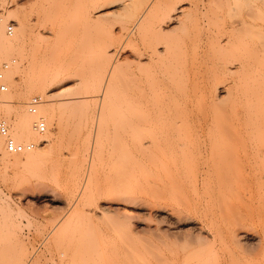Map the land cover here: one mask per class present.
<instances>
[{"label":"rangeland","instance_id":"obj_1","mask_svg":"<svg viewBox=\"0 0 264 264\" xmlns=\"http://www.w3.org/2000/svg\"><path fill=\"white\" fill-rule=\"evenodd\" d=\"M136 1L127 11L121 9V0L116 1L103 9L113 14L99 18V0H0V24L8 39L16 33L21 18L29 22L24 43L4 48V53L0 50V71L3 63H9V73L3 72L2 81L7 91L12 82L9 119L0 116L7 120L8 129L22 109L31 117L26 103L32 97L40 98L39 92L27 93L24 86L65 65L83 72L82 80L72 77L47 89V97L40 99L44 109H50L53 102L56 110L55 105L71 97L70 93L82 96L81 102L59 110V125L48 126L43 120L46 129L42 134L55 137L52 145L41 142L43 135L36 133V139L27 142L41 148L43 154L37 161L10 166L0 161V264H264V157L256 155L257 149L251 147L243 130L236 134L238 155L229 162L216 163L202 153L192 155L197 157L182 167L162 157L152 164L136 160L131 145L132 77L141 75L143 82L150 74L160 81L161 76H170L169 80L163 77L161 85L169 83L155 96L164 108L152 112L146 127L145 142H154L152 151L155 147L164 150L179 137L167 130L175 122L174 114L189 124L191 148L212 142L207 131L196 129L192 121L200 112L195 102L197 89L213 78L218 59L225 53L208 40L218 24L215 14L225 15L218 8L224 0H183L186 9L198 6L196 15L191 13L196 20L163 33L160 40H166V46L169 43L170 51L159 60L164 63L172 56L174 60L145 62L149 68L137 63L135 48L140 43L126 24L128 15H137L150 0ZM8 22L14 27L11 36L5 33ZM102 26L117 37L111 47L117 67L107 94L108 106L101 115L99 67L93 51L99 53ZM164 68L169 76L159 74ZM61 89L64 94L69 92L68 97L59 95ZM19 90L23 97L16 103ZM14 156L23 160V154ZM214 169L223 173H214ZM206 170L213 173L205 175Z\"/></svg>","mask_w":264,"mask_h":264},{"label":"bare ground","instance_id":"obj_2","mask_svg":"<svg viewBox=\"0 0 264 264\" xmlns=\"http://www.w3.org/2000/svg\"><path fill=\"white\" fill-rule=\"evenodd\" d=\"M116 1L119 0H99V18L108 16L110 14L112 15L113 13L108 12V10L105 11L103 9L108 7H113ZM134 1L137 3L136 0H121V3L119 4L122 10L127 11L128 8L132 6ZM182 1L183 0H150L146 2L147 4L144 10L142 9V11H140L139 13L138 11H136L137 15L134 16L132 14V15H128L130 18L126 17L128 18V20L126 19L127 20L126 24L129 23L131 25V29L129 31L133 30L134 35L135 34L137 35L136 37L138 38L139 40L138 42L140 43V45L138 44L139 47L137 48H135L136 46L134 47L136 51L135 53L137 54L136 60L138 61L137 62L138 64L143 63L144 65L145 62L153 63V61L156 62L159 61V64L160 63L162 64L163 62H160L159 58L162 56V54H163L162 58L164 57V54L165 56H167L168 53L167 51L168 50L170 51L169 43H167L169 45V46L167 45L168 46L167 48L165 44L166 40L165 41H163V39L162 41L160 40V37H162L163 33H165V31L166 33L167 31H175L178 28L184 26L185 23H189L190 21L194 22L193 19H195L196 16L194 17L191 13H194L196 15L198 6L196 7V5L193 3L195 5V7L194 6L192 7L193 10L189 7V5H187L189 9H186V6L185 7L182 6ZM222 3L223 5H220L218 8L219 11H221V9L224 10L223 13L225 15L223 13L222 14L225 17L220 15V13H218L219 15L215 14L217 15L216 20L218 24L215 27V32L209 34L208 40L213 46H216L218 48V51L221 50L224 51L225 53L223 56H221L220 59H218L219 61L217 60L218 63L215 69V73L213 72L214 74L213 78L210 77L212 78L211 80L208 79L209 80L208 82L205 81V83L207 82L206 84L202 83L205 84L204 86L202 85L199 87L200 90L197 89L198 95H196L197 97L195 96V102L198 103L197 105H199L198 108L200 109L198 110V112L199 111L200 112L197 113L195 120L192 121L196 129H200V130L204 129L205 133L207 131L208 135L207 134L206 135L207 137H209L207 139L210 140L211 138L212 142H208V144L206 143L207 145L203 146L202 148L201 147L196 149L193 147L191 148L189 146V141L191 140V136L193 135L189 133V126H188L189 124H187V122L185 121V119H183V117H179L178 114H174L176 118L175 122L170 125V128L167 127V130L169 129L171 132L173 131L177 133L179 137L174 138L172 142L168 143L166 145L167 147L164 150L155 147V150L152 151L151 148L154 142L151 141V139H149L148 142H145L146 138H148V132L146 127L149 126L151 115L155 111L156 114L157 111L161 112L162 108H164L162 104L158 101V98L155 96L159 93L158 91L159 88L164 89L165 85L163 87L162 86L163 84L169 83V81L168 82L164 81V83L161 85V82L164 77L161 76L162 73L168 76L169 74L166 73L167 71L165 68H164L165 72L164 70L163 71L160 70L161 73L157 71L159 74H161L160 78H162V80L160 81L158 79L153 80L154 76L148 72L146 74L143 73L144 75L150 74L148 76H145V78L143 77L145 79V80L143 79L144 83L145 81L147 83L146 79L149 80L150 76L152 75L151 77L152 80L150 79L151 81L150 80L148 81V83L146 84L147 86H144L141 78H139L141 75H139V77H136V75L133 74L135 76L132 77L131 83H132V88H134L135 90V92L133 91L135 95H133L131 97V100H129L128 109L129 111L130 110L132 111V114L130 112V116L132 115L131 118H133L131 119V123H130V125H132L131 129H133V132L131 131L133 135L131 139L132 141L131 145H132L133 153L137 157L135 158L136 160L141 158L139 160L147 161L149 163L154 164L157 161V159L162 157V159L163 158L171 159V162L175 161L177 166L182 167L183 165L186 164L188 160H191L195 154L197 155L200 154L201 156V154L204 153L208 155L206 157L207 159L209 157L211 159L213 158V160L215 161L218 160V162L216 161V163H219V161L229 162L227 160H232L230 157H234L235 156L234 154H237L236 149L238 146L235 144L240 145V143L239 142L236 143L238 139V137H236L237 136L236 134L240 132V130L244 131V136L249 141V143H251V147L255 148V150L257 149V151H255L256 155L259 154L262 157H264V0H230V1L224 0V2ZM214 8L216 9L217 7ZM112 10L113 9H111V11ZM200 10L201 9H199V11ZM136 13L134 12V14ZM211 18L208 19L211 21ZM5 19L3 20V22L5 21ZM214 20L215 19H213V22L215 23L213 24L216 25V20L215 21ZM123 23L121 28H123ZM210 23L212 24V22ZM28 25L29 22L27 23V21L24 18L23 19L21 18L17 22L16 33L11 38L8 39L3 33L2 30L3 24L2 23L0 24V50H2L1 53L4 51V48H6L7 50L11 48L13 49V46H15L16 43H19V41H23V40L25 41L27 30H29ZM207 25H209V23ZM100 28L101 29L99 31V35L101 34L100 36L101 39L99 40V53L97 54L95 53V51H93L94 54L96 55V56L94 55L93 58L95 59L97 57L96 61H98L99 64L98 65L96 63L97 65H95L99 67V98L101 102L99 103L100 107H98V112L100 114L102 112L103 114L105 106L106 108L108 106L107 104L109 101H107L108 100L107 94L110 89V86H112L114 82L113 75L116 71L117 62L113 60V55H112L113 51L111 48L112 45H114L115 39L113 37L115 36L112 37V33H110V31L107 28L103 26ZM126 28L127 27H125L124 29ZM184 31H185V27H184ZM163 38L166 39L165 37ZM4 45L7 46L4 47ZM17 45L19 44H16V46ZM211 48L212 47H210V49ZM168 57L170 56L168 55ZM168 59H166L165 62H168L167 61ZM191 61L193 60L191 59ZM146 63L145 65L148 66L149 68L150 65H147ZM191 65L193 64L191 63ZM141 69L142 68H138L137 69L139 70L138 72H142ZM143 69H145V67ZM78 71L82 72V70L79 69L76 70L74 69V67L70 65H65L61 67L59 70H54L44 73L42 77L38 79V81L37 80L32 81L28 83L27 86L24 87H27L25 89L28 91L27 93L32 94L39 92L41 99L42 97H47L45 92L47 89L57 86L58 84L64 83L68 79H71L72 77L73 78L78 77L79 80H82L83 72L79 73ZM152 71H154V69ZM169 77L167 76L164 77V80L165 78L169 80L170 79ZM228 77H230L231 79L235 77L237 80L230 82L231 79L228 80L227 79ZM5 78H8V76ZM4 80L5 79H3L2 81ZM8 83H9V91L0 94V116L2 115L5 118L9 119L8 117L10 113L9 107L12 106L11 105L12 103L10 104V100L13 98V95L10 92L12 88V82L9 81ZM194 84H196L195 81H192V85ZM194 90L193 93L195 94L196 91L194 92ZM68 93L69 92L64 94V91H62L61 89V93L59 92V95L63 94L67 96ZM22 94L23 93L22 91L20 92V90L19 92H17L15 97L17 99L16 103L19 101L21 97H23ZM70 94L69 95L71 97L69 98L65 97L66 99L60 100V102L57 103V106L55 105L56 110L52 106L54 105L53 102L52 105L49 104L50 102H48V104L49 106H51V108L54 109L51 108L44 109L42 106L43 104H40L38 107L37 114L32 115L31 117L28 116V114L25 112V109H22L21 114L16 119L12 120L9 123L10 135L17 142L23 143V142H27V140L36 139L37 132H35L33 124L37 121V119L44 120L48 126L52 124L59 125L60 123L59 110L65 109L68 106L69 107L73 106L78 102L82 101V96L79 95V93H77V95H75L76 93L75 94L70 93ZM57 95L58 93L56 94V97H59ZM222 95H224V97ZM52 98H54V96ZM205 108L212 111H210V113L208 112L205 113L204 111ZM166 111H167L166 115L170 116L171 115L170 111L167 109ZM180 116H182V114ZM180 132L181 135H179ZM194 132H196V130H194ZM195 134L196 133H194V135ZM42 135L43 136H41L39 139L43 143L50 144L55 139V137L49 134L48 132ZM2 140L3 139L0 137V155H1L0 161L5 166H10L12 164L17 165V163L19 164V162L21 161H24L25 163H33L34 161H37V159L43 154L40 150L41 149L40 147L33 148L32 150L19 153L21 155L23 154V160H21L18 156H14L19 154H11L5 151L2 144L3 142ZM215 142H222V144L219 143L215 144ZM57 143L59 144L60 141H57ZM232 147H236L235 151L234 148L233 150H231ZM65 149H66V145H65ZM244 150L243 152L241 151L242 154L245 153ZM9 155H13V156H9ZM197 155L195 157H197ZM233 161H235V159ZM261 162L264 161L262 160ZM213 165L214 164L211 165V168ZM177 166L176 168H178ZM261 168L264 171V167ZM221 172H222L221 170L217 171L216 169H214V173L220 175L223 173ZM203 173L205 175L209 174L208 176H210L211 172H209V170H206ZM99 212L101 214V211Z\"/></svg>","mask_w":264,"mask_h":264},{"label":"built area","instance_id":"obj_3","mask_svg":"<svg viewBox=\"0 0 264 264\" xmlns=\"http://www.w3.org/2000/svg\"><path fill=\"white\" fill-rule=\"evenodd\" d=\"M13 28L14 27L11 24V22H8L5 27V33L8 36H11L13 33ZM1 67L2 69L0 71V92H6L7 86L2 82V80L4 78L3 72L6 69H8L9 63H3ZM40 103L41 101L39 97H32L26 103V110L31 115H35L37 114ZM33 127H34L35 132H37L38 134H42L46 129L45 122L42 119H38L33 124ZM0 137L3 139V147L5 151L11 154H19L24 151H29V150H32L35 146L33 142H23V143L17 142L10 135L7 120L3 118H0Z\"/></svg>","mask_w":264,"mask_h":264}]
</instances>
